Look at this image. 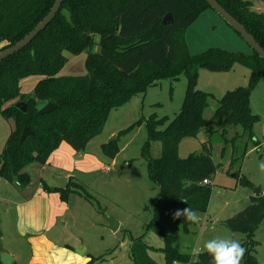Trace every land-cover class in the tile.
<instances>
[{"label": "trees", "instance_id": "1", "mask_svg": "<svg viewBox=\"0 0 264 264\" xmlns=\"http://www.w3.org/2000/svg\"><path fill=\"white\" fill-rule=\"evenodd\" d=\"M217 1L264 47V13L254 11L250 0ZM54 2L0 0V52L30 33ZM210 8L206 0H65L53 21L28 46L0 62V116L15 123L0 152L1 177L28 186L31 177L23 172L26 166L45 165L63 142L77 152H86L92 139L103 131L113 109L145 93L158 81L184 75L187 90L180 112L164 129L161 127L168 117L152 115L146 120L149 140L143 155L150 179L160 188L146 229L164 237L165 264H210L212 258L207 252L196 259L179 252L175 237L165 231L166 224L177 210L190 207L195 212L207 211L218 168L212 158L211 136L216 131L225 136L230 128L240 126L243 135L254 137L253 127L259 116L252 111L251 92L264 78V60L252 49L249 53L211 47L200 53L190 52L188 29ZM168 13L173 14L174 22L164 25L162 20ZM83 53L85 75L58 76L70 56ZM237 64L251 70L250 84L228 90L218 99L212 121H207L205 112L215 97L197 87L200 69L231 70ZM33 76L42 78L32 93H23L21 81ZM18 102L27 104L25 112L16 106ZM47 103L59 107L39 113ZM214 121L219 122L218 130L211 125ZM26 127L33 133L21 141ZM201 131L209 136L202 150L180 157L181 141L197 137ZM155 140L162 145L158 158L150 153ZM104 147L106 153L117 155L115 145ZM236 176L239 182L252 186L238 173ZM206 179L209 184H203ZM43 187L48 192H59L65 202L70 193L84 190L75 181H70L65 189L45 183ZM177 219L186 228L192 224L183 216ZM263 221L262 196H252L246 208L224 221L231 231L245 236L240 264H260L255 255V229ZM150 249L143 235L132 238L133 264H158L150 257ZM103 260V256L93 257L87 264Z\"/></svg>", "mask_w": 264, "mask_h": 264}, {"label": "rangeland", "instance_id": "2", "mask_svg": "<svg viewBox=\"0 0 264 264\" xmlns=\"http://www.w3.org/2000/svg\"><path fill=\"white\" fill-rule=\"evenodd\" d=\"M250 1L254 11L264 13V0ZM223 22L222 17L212 8L207 9L188 29L187 43L190 52L200 53L211 47H220L250 53L249 45L233 29L225 27ZM85 60V53L70 56L60 76L85 75ZM250 75L251 70L239 64L231 70L200 69L197 87L215 97L210 100L205 112L207 121H212L218 99L228 90L248 86ZM23 85L25 90H31L29 93L33 92L32 82ZM186 90L187 79L184 75L177 79L158 81L145 93L113 109L103 131L88 145L86 152L94 157L98 167L90 173L78 172L76 182L84 190L69 194L70 213L69 219L65 221L68 235L77 234L87 244L88 251H94L96 256L105 258L95 264H133L132 238L142 235L144 241L151 246L150 257L158 264H165L164 237L146 229L160 196V188L150 179L147 159L143 155V149L149 140L146 120L152 115L158 118L168 117L169 120L161 129L166 128L168 122L180 112ZM23 93L28 94L25 91ZM251 108L259 116V121L253 127V138L243 135L240 126L230 128L225 136L220 131L211 136L212 158L218 168L212 179L208 209L206 212H196L200 217L199 223H192L186 228L180 220L171 217L166 224L165 231L175 237L176 248L192 259L206 252L203 247L206 240L217 236H228L241 244L245 236L231 231L224 221L246 208L251 203L252 196L261 193L264 198V172L258 167L264 161V78L252 89ZM139 121L142 122L138 123ZM211 125L218 130L219 122L214 121ZM9 133V123L0 116V152ZM208 139L205 131H201L197 137L184 138L179 147L180 157L200 152ZM111 144L118 149L115 156L105 152L104 145ZM161 150L160 141L151 142L152 157H160ZM106 168L109 170H105ZM237 173L245 182L250 181L252 186L239 182ZM0 178L1 186L5 185L14 192L21 191L13 182L1 177V174ZM110 216L119 222L116 231L107 227ZM12 231L15 233L13 226ZM255 240L258 242L255 255L264 264V221L255 229Z\"/></svg>", "mask_w": 264, "mask_h": 264}, {"label": "crops", "instance_id": "3", "mask_svg": "<svg viewBox=\"0 0 264 264\" xmlns=\"http://www.w3.org/2000/svg\"><path fill=\"white\" fill-rule=\"evenodd\" d=\"M61 73L62 70L58 76ZM41 78L33 76L22 80V92L31 91L24 89V83L32 82L34 88ZM6 121L11 133L15 123L12 119ZM97 167L90 153L77 152L63 142L45 165L32 163L23 169L31 182L26 187L14 184L20 192L1 186L0 182V254L8 252L18 264H87L98 257L94 251H88L87 244L77 234L71 236L66 232L65 220L70 213L68 202L62 200L59 192H48L43 187V183L59 187L63 177L67 178L68 185L70 181L76 182L78 172L90 173Z\"/></svg>", "mask_w": 264, "mask_h": 264}, {"label": "water", "instance_id": "4", "mask_svg": "<svg viewBox=\"0 0 264 264\" xmlns=\"http://www.w3.org/2000/svg\"><path fill=\"white\" fill-rule=\"evenodd\" d=\"M65 0H55L52 8L48 12V14L35 26V28L28 33L24 38L17 41L14 45L6 48L5 50L0 52V62L7 59L10 56H13L17 52L24 49L28 46L32 40H34L37 35L42 32L55 18V16L60 11V8ZM206 2L210 5V7L219 14L222 19L236 32L239 36L249 45V47L254 50L263 60H264V47L255 39V37L245 28V26L237 20L229 11H227L217 0H206ZM164 25H171L174 22V17L172 13H168L164 16L162 20ZM16 106L20 108L22 111L27 110V104L24 102L16 103ZM59 106L54 103H47L40 110L39 113L45 114L49 113L54 109H57ZM33 131L31 128L26 127L23 130L21 141H24L25 138L32 134ZM67 178L63 177L62 180L59 181V187L61 189L66 188ZM258 197L261 196V193L257 194ZM107 227L112 231H116L119 227V222L113 218L108 217ZM0 259L3 264H13L14 258L8 252H3L0 254Z\"/></svg>", "mask_w": 264, "mask_h": 264}, {"label": "clouds", "instance_id": "5", "mask_svg": "<svg viewBox=\"0 0 264 264\" xmlns=\"http://www.w3.org/2000/svg\"><path fill=\"white\" fill-rule=\"evenodd\" d=\"M264 172V161L258 165ZM183 216L186 222L199 223L200 217L190 207L177 210L175 218ZM204 250L211 256L210 264H240L245 248L236 240L228 236H217L204 242Z\"/></svg>", "mask_w": 264, "mask_h": 264}, {"label": "built area", "instance_id": "6", "mask_svg": "<svg viewBox=\"0 0 264 264\" xmlns=\"http://www.w3.org/2000/svg\"><path fill=\"white\" fill-rule=\"evenodd\" d=\"M105 170H109V168H106ZM0 182H1V178H0ZM209 183H210V181L208 179L203 181V184H209ZM15 184H16V186H19V187L21 186V184L19 182H16ZM175 264H178V263H175Z\"/></svg>", "mask_w": 264, "mask_h": 264}]
</instances>
